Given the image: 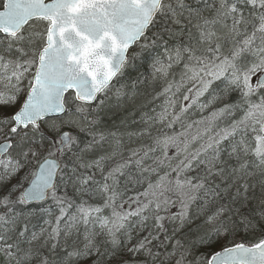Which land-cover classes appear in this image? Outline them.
<instances>
[{
    "label": "snow or ice",
    "instance_id": "1",
    "mask_svg": "<svg viewBox=\"0 0 264 264\" xmlns=\"http://www.w3.org/2000/svg\"><path fill=\"white\" fill-rule=\"evenodd\" d=\"M0 264H264V0H0Z\"/></svg>",
    "mask_w": 264,
    "mask_h": 264
}]
</instances>
